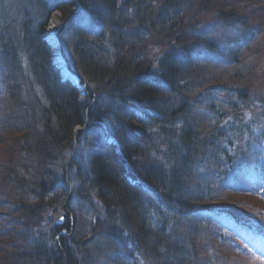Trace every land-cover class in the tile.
Segmentation results:
<instances>
[{
    "label": "trees",
    "instance_id": "16d2710c",
    "mask_svg": "<svg viewBox=\"0 0 264 264\" xmlns=\"http://www.w3.org/2000/svg\"><path fill=\"white\" fill-rule=\"evenodd\" d=\"M126 1L125 6L138 8L140 11V7H145L144 3L130 6L131 0ZM230 1V6L233 2L235 4L233 12L223 11L227 0L166 1L161 6L158 25L148 16L138 21H126L115 7L117 0H79L78 3L76 0H0V6H4L0 10V50L4 41L8 42L7 34L18 38L14 34L16 30L22 34L21 40L25 45L30 44L33 49L36 45H41L42 49V26L33 38L28 37L27 31L38 27V18L50 16L55 10L60 12L64 21L68 19L72 26L77 19H84L88 15L97 25L106 27L107 23L103 19L106 16L111 21L106 30L118 38L113 48L115 54L119 45L122 49L138 51L140 47L145 48L147 43L161 36L165 37L167 43H171L170 51L164 52L158 60L157 68L161 70L160 73L150 72L153 65H147L150 61L142 57L145 52L142 51L143 48L138 52L142 56L137 57L134 63L133 60H121L123 53H120L113 66H102L100 62L103 54L90 53L79 39L80 43L75 45L66 43L75 57L72 68L90 84V94L97 95L99 89L104 88L107 76L126 79H118L117 84L113 85L115 89L110 94L114 95L113 108L103 98L94 103L95 98L90 94L84 100L81 99L77 87L72 83L63 84L57 74L51 82H45L40 91L31 89V102L24 104L20 99L25 98L24 93L29 92L26 81L18 82L12 77L6 82L7 100L0 98V143L6 137L14 143V139L19 137L15 132H19L21 139L32 141L28 151H32V156L38 160L35 171L39 180L37 178L34 181L35 193L20 189L14 191L17 194L13 206L22 216H37L44 210L47 212L46 207L51 205L50 202L47 203L48 199L57 200L58 195L66 196L69 193L66 180L71 177L79 183L76 195L91 197L106 211L105 219L95 220L112 233L113 241L110 243L118 247L136 243L152 255L158 254L160 250L163 252L158 256L148 255L146 261L142 258L143 264H248L246 260L243 262V258H239L243 254L231 242L221 239L215 228L206 226L219 218H243L236 202H230L234 200L233 196L225 195L224 188L229 184L227 180L232 181L241 170H248L254 163L250 162L251 158L254 161L256 157V153L252 156L251 151L253 145L258 144L257 138L246 121L243 106L250 107L251 100H258L264 105V95L251 92V87L260 89L261 81L256 79L251 84L246 81L251 71L250 66L243 68L247 72L236 68L228 74L232 64L226 59V50L234 43L231 40L233 35L228 34L231 41L224 47L222 42L213 41L208 36V31L199 30L202 24L199 19L214 13L228 25H232L235 20L247 27L245 34L236 31L237 39H245L248 33H264L257 24L264 20L263 15L258 16L254 11L249 14H245L247 11L239 13L244 1ZM77 7L80 11L73 15ZM103 8H106L107 13ZM36 9H40L38 13L42 15L35 17L33 25H30L24 16L34 13ZM15 13H19L22 18V24H17L19 29L15 27L16 20L10 23L8 19ZM208 26L207 23V30ZM254 26L258 28H253ZM139 29L146 34L143 40L137 36L136 46L134 43L124 42V38H130L131 34L137 32L138 35ZM103 39L104 35L99 41ZM254 53L257 54L256 51ZM46 59L49 60L46 52L44 54L37 50L31 54V60L38 64L37 71H43L42 74L39 73V77L48 80L47 74L52 66ZM248 61L252 65V61ZM213 64L228 69L224 71L225 75H215L217 70H212L215 68ZM195 65L212 68V71ZM1 66L8 70V75L12 74L11 63L9 60L7 63L6 57L0 59ZM240 71L241 74L238 73ZM231 81H236L237 89L230 88ZM62 84L67 88L62 87ZM39 93L41 100L38 99ZM105 102L108 106L103 104ZM12 109H17L19 113L20 109L27 112V124L26 127L23 125L21 131L16 130L22 125L19 117L23 112L18 115ZM254 112L256 110L251 112L252 118ZM40 115L41 118L30 122ZM87 121L91 125L95 122L100 124L94 126L95 131L100 130V138L90 152L89 170L83 172L78 169L76 156L69 163V155L75 143L76 128L84 126ZM256 123L258 127L259 122ZM103 130L105 133H102ZM108 136L115 140L116 145L108 143ZM159 144L165 147L158 151ZM23 149L19 147L15 151L18 156L16 158L15 152H12L14 157L12 166H9L12 171L8 173L16 177L28 176L29 180V165L23 153H18ZM128 178L142 184L135 185ZM57 188L59 192L55 193ZM86 190L89 194L84 193ZM148 202L152 204L151 208L147 206ZM63 204L60 203V206ZM151 211L167 215H164L169 221L165 224L170 226L166 227L167 231L165 226L157 229L155 220L150 218ZM42 212L41 220L45 216ZM62 213L67 214L66 211ZM251 220L245 219L243 223ZM72 224L75 225V221L72 223L70 217L66 216L62 229H54L50 239L51 246L55 245V257L49 256L53 255L51 246L46 247L45 243H37V240L29 243L31 238L29 234L26 240V231H20L10 243L3 242L4 246L8 244L12 249H17V254L10 249L4 251L14 255L13 264H80L76 255L79 245L72 251L69 241L70 238L74 243L79 242L78 231ZM172 227L175 231H172ZM103 230H100L102 235L108 234ZM115 230L127 234V239H123L119 232L116 236L113 233ZM62 232H67V235L61 234ZM38 240L41 241L40 238ZM188 247L192 248L190 257L183 251ZM202 247L207 250L206 255L200 253ZM216 252L219 257L214 262L210 257Z\"/></svg>",
    "mask_w": 264,
    "mask_h": 264
},
{
    "label": "rangeland",
    "instance_id": "374dc122",
    "mask_svg": "<svg viewBox=\"0 0 264 264\" xmlns=\"http://www.w3.org/2000/svg\"><path fill=\"white\" fill-rule=\"evenodd\" d=\"M76 1L77 3L79 2V0ZM124 1L127 3L126 0H117V6H115L117 9L120 10L123 19H125L128 22L132 20L138 21L143 19V17L148 16L149 18L154 20V23L159 25L160 23L159 20H161L160 13H162V11L160 10L161 6L165 5L164 3L169 0H163V1L131 0V2H129L130 6L136 3H144L145 7L144 8L140 7L142 11L138 10V8L128 7V5L125 6ZM243 1H244L243 4L240 6L241 9L239 10V13H243L244 11H247L245 14L253 13V11L254 13H257L258 5L264 7V0H243ZM230 2H231L230 0H227V4L224 5L223 11H227V10L228 12L234 11L233 6L235 4L233 2L232 5L230 6ZM148 5H150V7ZM3 9L4 6H0V10ZM102 10L107 13L106 8H103ZM39 11L40 9H36L34 13L30 15L26 14L24 16L26 22L29 23L30 25H33V22L35 21V17H39L40 15H42V13L40 14L38 13ZM152 14H154L155 16L152 17ZM17 18H20V20H17ZM8 19L10 20V23L13 20H16L15 27L16 29H19L17 27V24L18 25L22 24L21 21L22 18L21 16H19V13L11 14ZM53 19H54V23L58 21V23L60 24L57 28L54 29V31L51 30ZM103 19L104 22L107 23L106 27L97 25V23L94 22L93 19H91V17H89L88 15H85L84 19H80V18L77 19L72 26V24L69 22L68 19L64 21V18H62L59 11L55 10V12L50 16L43 15L41 18H38V23H37L38 27H32L30 28L29 31H27L28 37L33 38L36 35L35 33L39 31V27L42 26V28L40 29L43 31V36L41 39L42 49H40L41 45H36L34 49L30 46V44L25 45L26 43L21 40L22 34H20L19 31L17 30L14 32V34L20 40L18 38H14L12 35H10V33L7 34L8 42L4 41V45L0 50L1 51L0 59L6 57L7 63L9 60L11 63L10 67L13 69V71L11 69L12 74L8 75L9 73L8 70L3 66L0 67L1 98L7 100V96H6L7 93L6 94L4 93L3 88H6V82L10 81L12 77H15L18 80V82L26 81V84H28L27 86L26 85L25 86L26 88L29 89V92L24 93L26 94V96L25 98L22 97L23 99H20V102L23 104L24 102L30 103L31 101L29 100L32 94L31 89H33L34 91H38V90L40 91L43 88V84L45 82L48 83L51 82L55 74H57V76L59 77L60 81H62L63 84L68 85V83H72L75 87H77L81 99L84 100L85 98L91 95L94 96L95 99L93 101L94 103H96V101H99V98H103L104 100L109 101V106L113 108L114 101L112 100L114 95H110V94L114 92L115 86L113 87V85L117 84V80L121 79L122 77L114 76V75L112 77L110 76L105 77V83L103 84L104 88L99 89L97 95L93 93L90 94L89 93L90 84L86 83L84 79L80 75H78L72 68V63L75 64V57L73 52L71 51V47H69L68 44H66L67 42H71L72 45H75L80 43L79 41H81L82 46H84L85 49H87L90 53L103 54V56L100 55L102 56L100 62L102 66L104 65L110 66L109 64L113 66L116 63L115 59L118 58V54L120 55V53H123V55L120 58L121 60L127 62L133 60L132 63H134L137 57L142 56L138 52H141L139 50L140 48H143L142 51L145 52H143L142 57L150 61L147 63V65H153L150 72L152 71H154L155 73L161 72V70L157 68L158 60H160L164 52L170 51V46H171V43H167L165 37L161 36L154 38L150 43L146 44L145 48L140 47L138 51H136L135 49H131V50L122 49L121 46L119 45L118 49H116V54H115L113 52L114 51L113 48L117 43L118 38L111 31L106 30L108 29L107 26L111 24V21L107 20L106 16ZM199 20L202 22L201 24L202 28L200 27L199 30L208 31L209 32L208 36H210L213 41L225 40L224 38L225 36L226 39L228 38V40H230L228 34L230 33L231 35H233V39L231 40L232 41L234 40V43L231 44V46L228 47V49L226 50L228 51L227 55L229 58L225 56L226 59L230 60L232 64V68L231 70L228 71V74L230 73V71L235 70L236 68L237 70H243L244 72H247L243 68L246 66H250L251 71L248 73L249 78H247L246 81L247 83L249 82L251 84L252 81L259 79L261 81L260 89H254L253 87H251L252 88L251 92H255L256 94L263 96L264 95V33L262 34L259 33L257 35L248 33L246 34L247 37L245 39H237L236 31L244 34L247 32V27L241 24L240 22L234 20L232 25H228L226 21H223L224 19H222L221 17L217 16L214 13L209 15L207 14L204 17H202V19ZM207 23L209 24L208 27L213 26L214 28L207 30L205 27ZM253 28H258V27L254 26ZM262 31L264 32V28H262ZM102 35H104V39L100 42L99 38L102 37ZM144 35H146L144 34V30H140V33L138 35L136 32L135 34H131L130 38L125 37L124 42L134 43V45L136 46L135 41H137L138 37L141 38V40H143ZM53 36L59 38V40L57 39V43ZM77 39H79V41ZM37 50L44 52V54L46 52L47 56L49 57V60L48 59L46 60L50 61L52 68L50 69V71H48L47 74L48 80L41 79L39 77V73L42 74L43 71L42 70L37 71L38 64L31 60V54L35 53V51ZM56 51L59 52L60 54L56 55L55 54ZM255 51L257 54L254 53ZM248 60L252 61V65H250ZM208 61H212V60H208ZM241 63H243L245 66L240 65ZM195 66L210 71L217 70L215 75H222V74L225 75L224 71L228 70L223 66H217V64L214 65L215 66L214 69L211 68L212 70L202 65H195ZM238 73L241 74V71ZM147 74L143 75V77H146ZM122 79L126 81V79L124 78ZM63 84L62 87L67 88V86H63ZM235 84H237L236 81H231V83H229L230 88L234 90V88L237 87L235 86ZM232 89L230 90V92L233 91ZM226 96L227 94L223 96V98ZM38 99L41 100L40 93L38 94ZM1 102L2 101H0V103ZM103 104H106L108 106L106 102ZM22 110L25 109H20V113L23 112ZM11 111L20 115L17 109L16 110L12 109ZM103 113L106 114V112ZM253 117L254 119H257V122H259V127H257L258 129L256 131L258 134L260 132L261 134L260 138H262L264 137V120H263L264 108L257 109L256 112L253 113ZM19 118L21 119L20 123H22V125L19 126V128H17L16 131L19 130L21 131L23 125L24 127H26L25 124H27V119H28L27 112H23ZM39 118H41V115L35 117L30 122H33ZM246 120L248 122L250 121V118L246 117ZM28 125L32 126L31 124ZM85 131L87 132V134H84V137L81 138L80 140V145H82V147L77 149L73 146L71 149V154L69 155V159L71 160L70 162H72L73 158L76 156L75 161L79 164L78 169H81L83 172L89 170L88 167L89 156L87 155V152L88 150L91 151L95 143V140L100 138L99 136L100 130L95 131L94 127H91L90 129L86 127L84 129V132ZM103 132L105 133V130H103L102 133ZM15 133L19 137L14 139V143L12 142L13 140L11 141L8 137H6L3 140V143H0V168H2V171H0V178H2V180L0 181V264L14 263L13 262L14 255L10 254L9 251L7 250L4 251V249H10L15 253L18 251L15 248L12 249V247L9 246L8 244L4 246L3 242L10 243L9 241L12 242V240L16 237L17 234H19L20 231H26L27 232V234L25 235L26 240L30 234L31 242L29 243H33L34 240H37L36 241L37 243H42V244L45 243L46 247H50L51 246L50 237L52 236L54 229L55 228L62 229L61 227L66 220V216L68 218L70 217L72 223H74L75 221V225L74 224L72 225H74V228L77 229L78 231V241H79L78 243H74L69 238L71 236H68V238L70 241V245L72 246L71 247L72 251H74V248L77 245H79V247L76 248L77 249L76 255L78 257L77 260L80 262V264H143L141 263L142 258L144 259V261H146L149 258L148 255L158 256L159 254H163V252L160 250L158 254L152 255L151 253L146 252V250H144L143 247H141L139 244L136 243L133 244L129 243L127 247L126 245H122L121 247H118L110 243V241H113L112 233L105 230L104 229L105 226L98 225L97 221L95 220V219L101 220V218L105 219V217L107 216L106 211L103 209V207L99 206V204H97L91 197L82 198L81 196L76 195L77 194L76 192H78L77 188L79 187V183L76 180H72L71 177L69 179L70 182L69 181L66 182L68 185L67 188L69 190V193L67 192L66 196L60 194L58 195L57 200L48 199V202L47 199H45L46 202L47 203L50 202L51 205L46 207L48 209L47 212L46 210H44V212L41 211L43 215H45L42 220H41V212L37 216L32 215L30 217H26V215L24 214L22 216L16 210V207L13 206V203L15 202V198H16L15 194H17V192L14 191H16L15 189H20L22 191L29 190L35 193V191H33L34 181L37 178H38L37 180H39V177L37 176L35 171V167L36 168L38 167L37 166L38 160L37 158L32 156L31 154L32 151L31 152L28 151L32 141L29 139L25 141L21 139V134L19 132H15ZM108 140L115 143L114 139L109 136H108ZM262 142H264V139L262 140ZM19 147L24 148L23 150L18 151V153L20 154L23 153L26 162L29 165V170H30L29 180H28V176L23 177L22 175H19L18 177H16L8 173L12 171V168L9 167L12 166L11 162H12V158L14 157L12 152L15 151L17 152V150H19ZM161 147H165V146L159 144L157 150L159 151ZM13 149L14 151H12ZM16 152H15V158L18 157L16 156ZM175 156H178V154H176ZM260 161L262 162V166H264V157L261 156ZM55 168L57 167L55 166ZM251 180H253V182L254 181L256 182V187L259 189L254 190L253 188H250L246 190L247 192L245 191L242 193L241 196L243 197L234 194L232 197L234 200H231L230 202H236L237 206L239 207V211L241 215L245 219L251 218L252 221L254 220L253 222L254 225L261 226L262 228H264V174L257 175L255 178ZM54 191L55 193L59 192L58 188L55 189ZM84 193L89 194V191L86 190L84 191ZM247 194H256V195L255 197H252L251 195H247ZM48 198L50 197L48 196ZM60 203L61 204L64 203L63 206H60ZM147 206H150L151 208L152 204L148 202ZM63 211H66L67 214H63L62 213ZM151 213L152 215L150 214L151 216L150 218L152 219L153 217L152 220H155L156 227L158 230L162 229L164 226L166 231L168 230L167 228H170V226H167L169 221H167L164 217V215L167 216L166 214L163 215L162 212L160 214H154L156 212L153 213V211H151ZM108 222L110 224V221ZM225 223L227 224V222ZM100 230L107 231L108 234L102 235V233H100L102 231ZM235 230L237 231V234L231 233V235L234 239L240 242L238 246L245 247L249 250L251 249L252 250V251L250 250L251 252L248 251L252 255L249 258L255 257L257 258L258 261L261 262L260 264H264V254L262 256L260 253H258L259 251L264 252V234L255 235L254 231L252 232L239 228H235ZM66 231L68 230L66 229ZM172 231H175L173 227H172ZM118 232L121 234L123 239H127L126 238L127 234H123L121 231H117V230L113 231V233L116 236L119 235ZM225 232L226 235L228 236L229 233L227 231ZM255 232L257 231L255 230ZM61 234L67 235V232H62ZM39 238L41 239V241L38 240ZM218 240L220 241V238ZM56 241L58 242V240ZM217 244L218 243H216V245ZM50 249H53L52 250L53 255L49 254V256L55 257L54 254L55 245L53 244L50 247ZM1 250H3V252H1ZM183 251L186 254V256L190 257L192 248L188 247L185 248ZM200 253L206 255L207 250L204 247H202ZM67 255L69 257L68 251H67ZM216 257H219L218 252L213 253L210 258L212 261L215 262L217 260ZM239 258H243L242 260L243 262L246 260L244 257L241 256ZM133 261L135 263H133ZM145 264H150V263L145 262Z\"/></svg>",
    "mask_w": 264,
    "mask_h": 264
},
{
    "label": "bare ground",
    "instance_id": "6f19581e",
    "mask_svg": "<svg viewBox=\"0 0 264 264\" xmlns=\"http://www.w3.org/2000/svg\"><path fill=\"white\" fill-rule=\"evenodd\" d=\"M257 15H258V16H261V17H262V15L264 16V7H261V6H260V7L258 8ZM247 20H249V17H247ZM55 22H56V21H55ZM257 24H259L260 27L264 28V20H263L262 22H261V21H260V22L258 21ZM259 33H261V31H259L257 34H259ZM257 34H256V35H257ZM56 47H57V46H56ZM57 49H58V48H57ZM201 50H203V48H202ZM55 54H56V55H59L60 53L56 51ZM3 89H4V92L7 93V87H6V88H3ZM75 134H76V133H74V135H75Z\"/></svg>",
    "mask_w": 264,
    "mask_h": 264
}]
</instances>
